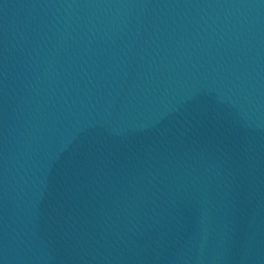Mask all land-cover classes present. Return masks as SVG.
Here are the masks:
<instances>
[{
  "label": "water",
  "instance_id": "95a60500",
  "mask_svg": "<svg viewBox=\"0 0 264 264\" xmlns=\"http://www.w3.org/2000/svg\"><path fill=\"white\" fill-rule=\"evenodd\" d=\"M0 264H264V0H0Z\"/></svg>",
  "mask_w": 264,
  "mask_h": 264
}]
</instances>
